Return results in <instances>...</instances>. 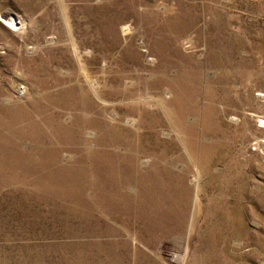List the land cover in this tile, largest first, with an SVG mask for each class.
<instances>
[{
  "label": "rangeland",
  "instance_id": "374dc122",
  "mask_svg": "<svg viewBox=\"0 0 264 264\" xmlns=\"http://www.w3.org/2000/svg\"><path fill=\"white\" fill-rule=\"evenodd\" d=\"M0 264H264V0H0Z\"/></svg>",
  "mask_w": 264,
  "mask_h": 264
},
{
  "label": "bare ground",
  "instance_id": "6f19581e",
  "mask_svg": "<svg viewBox=\"0 0 264 264\" xmlns=\"http://www.w3.org/2000/svg\"><path fill=\"white\" fill-rule=\"evenodd\" d=\"M58 1H60V0H58ZM60 8V7H59ZM60 18H61V22H62V28H63V31H64V34H65V40H67L68 41V43H69V46H70V48H71V51H72V53L74 54V56L76 57V59H77V63H78V71H79V73L80 74H82L83 75V77L85 78V80H86V74H85V72H84V69H83V66L80 64V61H79V56L77 55V51H76V45H75V43H74V39H73V36H72V34H71V31H70V26H69V24H68V22H67V19L65 18V14H64V11L60 8ZM3 20H4V22L8 25V29L9 30H14L15 32H20V31H22L23 30V26H24V24H25V21L23 20V19H21V18H18L17 20H16V18L14 19V17H12V16H9V20H7L6 18H2ZM1 19V20H2ZM31 73V72H30ZM17 75H19V76H21V74L20 73H18ZM86 86L88 85V89H89V91L91 92V93H93L94 94V89H95V83L93 82V81H91V82H89V81H87L86 80ZM14 87V94L16 95V96H21V95H23V94H26L25 93V90L23 89V87H19V88H15V86H13ZM25 96V95H24ZM23 96V97H24ZM23 97H21V98H23ZM19 98V97H18ZM132 102H136L138 99L136 98V97H134V98H132V99H130ZM149 100H152V101H155L154 99H151V98H149ZM131 124V123H130ZM127 165H128V163H127ZM109 167V166H108ZM110 173V172H109ZM108 175V174H107ZM195 177L197 178V179H199V176H198V174H197V172H196V175H195ZM194 181V180H193ZM111 192V191H110ZM105 195V194H104ZM114 195V194H113ZM154 216V215H153ZM159 222V221H158ZM191 224V223H190ZM188 227V226H187ZM189 230V229H188ZM187 231V230H186ZM188 232V231H187ZM188 235V234H187ZM182 261V260H181ZM34 263V262H33Z\"/></svg>",
  "mask_w": 264,
  "mask_h": 264
}]
</instances>
